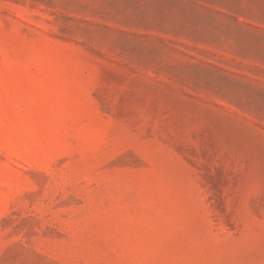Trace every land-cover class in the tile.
<instances>
[{"label":"rangeland","instance_id":"374dc122","mask_svg":"<svg viewBox=\"0 0 264 264\" xmlns=\"http://www.w3.org/2000/svg\"><path fill=\"white\" fill-rule=\"evenodd\" d=\"M0 264H264V0H0Z\"/></svg>","mask_w":264,"mask_h":264}]
</instances>
